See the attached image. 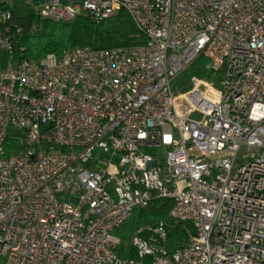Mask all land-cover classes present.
<instances>
[{
    "label": "built area",
    "instance_id": "obj_1",
    "mask_svg": "<svg viewBox=\"0 0 264 264\" xmlns=\"http://www.w3.org/2000/svg\"><path fill=\"white\" fill-rule=\"evenodd\" d=\"M39 7L57 23L123 10L144 42L24 59L0 1L2 264H264V0ZM199 57L210 80L174 95ZM158 200L167 219L133 230L136 258H120L116 234ZM184 224L194 235L169 251Z\"/></svg>",
    "mask_w": 264,
    "mask_h": 264
},
{
    "label": "trees",
    "instance_id": "obj_2",
    "mask_svg": "<svg viewBox=\"0 0 264 264\" xmlns=\"http://www.w3.org/2000/svg\"><path fill=\"white\" fill-rule=\"evenodd\" d=\"M34 2L36 4L37 0ZM33 6L22 4L19 7H11L4 4L5 9L12 14L13 24L22 29L21 46L24 59L40 60L48 55L60 56L64 52L85 47L92 50H106L137 46L144 42L143 36L123 10L99 22L87 15H81L71 21L57 23L40 20L35 15ZM193 64L195 77L210 80L209 63L206 59L199 57ZM15 147L16 143L7 140L5 143L7 156ZM170 208V201L158 200L152 202L147 208L135 209L130 218L131 225L125 224L120 232L133 231L144 225H154L160 220H166ZM194 233L190 224L171 229L168 234L167 249L169 251L178 249ZM118 255L120 258H136L131 244L126 249L121 242ZM0 264H2L1 260Z\"/></svg>",
    "mask_w": 264,
    "mask_h": 264
},
{
    "label": "rangeland",
    "instance_id": "obj_3",
    "mask_svg": "<svg viewBox=\"0 0 264 264\" xmlns=\"http://www.w3.org/2000/svg\"><path fill=\"white\" fill-rule=\"evenodd\" d=\"M6 5L11 7H19L22 4L25 6H32L36 9L40 8L39 3H36L33 0H0ZM194 77V64L188 67L186 70L182 71L180 75H178L172 82L171 88L174 95L178 93H184L191 88V84H189L190 78ZM127 226L131 225V220L126 223ZM132 230H125L124 232L117 233V237L120 238L121 243L126 247L131 244L132 239Z\"/></svg>",
    "mask_w": 264,
    "mask_h": 264
},
{
    "label": "crops",
    "instance_id": "obj_4",
    "mask_svg": "<svg viewBox=\"0 0 264 264\" xmlns=\"http://www.w3.org/2000/svg\"><path fill=\"white\" fill-rule=\"evenodd\" d=\"M34 1V0H33ZM44 0H37V3H41V2H43ZM1 3H3V2H1ZM4 4V3H3Z\"/></svg>",
    "mask_w": 264,
    "mask_h": 264
}]
</instances>
